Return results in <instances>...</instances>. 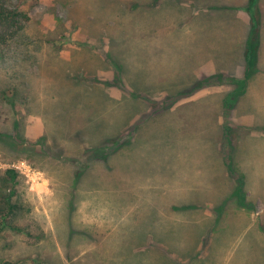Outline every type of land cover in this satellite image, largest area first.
Returning a JSON list of instances; mask_svg holds the SVG:
<instances>
[{
  "label": "rangeland",
  "instance_id": "obj_1",
  "mask_svg": "<svg viewBox=\"0 0 264 264\" xmlns=\"http://www.w3.org/2000/svg\"><path fill=\"white\" fill-rule=\"evenodd\" d=\"M5 1L27 13L30 21L12 43L0 45V200L13 194L12 203L19 207L10 215L9 205L3 206L0 264L80 263L78 243L71 241L82 238L73 228L79 222L72 210L77 201L72 185L78 170L97 164L105 152H115L116 145L94 149L104 140L110 138L108 145L124 141L134 160L124 153L117 165L140 175L129 179L140 192L184 187L169 178L157 187L156 181L146 180L154 171V142L168 141L170 128H216L220 117L212 99L225 101L235 86L215 80L212 87L177 97L173 92L183 84L154 86L151 69L158 34H165L167 42L159 51L165 58L168 52L172 63L207 44L208 60L216 56L184 79L193 88L212 75L243 78L248 70L243 51L254 28L257 66L244 95L230 109L223 108L222 119L230 128H264V0ZM202 96L208 99L191 101ZM188 102L192 105L178 108ZM141 130L148 132L137 133ZM140 152L146 154L140 157ZM23 164L15 186L3 179L7 170ZM93 185L99 195L108 196L101 193L100 181ZM184 185L197 200L203 188ZM129 200L125 197L122 205L130 207ZM127 216L125 224L133 220ZM151 227L146 217L137 230ZM146 257L138 255L132 264H151Z\"/></svg>",
  "mask_w": 264,
  "mask_h": 264
},
{
  "label": "crops",
  "instance_id": "obj_2",
  "mask_svg": "<svg viewBox=\"0 0 264 264\" xmlns=\"http://www.w3.org/2000/svg\"><path fill=\"white\" fill-rule=\"evenodd\" d=\"M167 33L172 35L171 31ZM164 35L154 38V67L151 69L154 86L176 83L183 84L184 91L189 90L191 82L184 79L190 78L195 69L207 64L205 62L216 60V56L208 60L207 44L195 51L189 50L172 63L168 52L165 58L159 51L167 45ZM237 51L236 48L230 54ZM201 63L204 65L200 66ZM169 70H174V74ZM206 88L208 86L195 93ZM205 96L191 101H204L208 99ZM212 100L220 117L217 127L170 128L172 134L168 133V141L154 142V150H158L154 152V171L148 173L150 179H146L156 181L154 187L167 178L178 180L184 187V184L189 187L195 184L203 188L195 197L197 200H192L190 189L184 187L174 192H160V188L154 189V194L140 192L139 187L129 182L140 175L117 165L124 153L134 160L125 152L124 141L119 140L118 147L108 145L109 138L94 148L116 145L112 155L105 152L103 160L90 163L89 168L75 174L71 195L77 201L72 210L74 214L76 211L79 223L73 228L82 238H71V241L78 243V264H132L138 255H147L151 264L264 262V128H251L253 124L246 128H223V108L230 107H225L224 100L218 97ZM187 104L178 108L185 109L192 102ZM170 111L174 113L175 109ZM141 132L148 130L137 133ZM99 181L103 186L101 193L106 192L108 196L98 194L93 182ZM98 197L101 200L97 201ZM125 197L131 199L130 207L122 205ZM113 204H120L119 209ZM126 214L133 219L128 224L123 223L128 217ZM146 217L152 227L140 233L138 222Z\"/></svg>",
  "mask_w": 264,
  "mask_h": 264
},
{
  "label": "trees",
  "instance_id": "obj_3",
  "mask_svg": "<svg viewBox=\"0 0 264 264\" xmlns=\"http://www.w3.org/2000/svg\"><path fill=\"white\" fill-rule=\"evenodd\" d=\"M30 21V17L27 13L20 11L19 9H13L8 6L5 0H0V45L7 46L12 43L25 29L27 23ZM252 30L249 29L247 40H246V47L244 48L246 60L248 64V70L246 71L245 76L240 78L235 77H226L224 74H217L208 76L205 79L201 80L200 82H195L190 86L189 90L184 91V88H175L173 95L183 96V95H191L193 89H201L206 86H211L215 83V80L219 81L220 83H228L229 85L235 86L234 90L228 93L227 97L224 101L225 107H233L236 104L237 100H239L244 93L246 92V87L249 85V79L251 77L252 70L255 71V67L257 66V61L259 57V44H251L252 37L254 35V28ZM234 54V53H233ZM169 93H172V90H169ZM8 95H5V99L8 100ZM232 98V99H231ZM229 127V126H228ZM230 128V127H229ZM98 154V151H95ZM18 173L14 169H9L3 175V179L7 183L15 184L17 183ZM11 196H2L0 200V215L4 213L3 206L4 204H8L10 207V215L15 213L18 210V206L12 203ZM5 201V202H4ZM9 214L4 215L7 217ZM5 264H16L12 262H7Z\"/></svg>",
  "mask_w": 264,
  "mask_h": 264
},
{
  "label": "built area",
  "instance_id": "obj_4",
  "mask_svg": "<svg viewBox=\"0 0 264 264\" xmlns=\"http://www.w3.org/2000/svg\"><path fill=\"white\" fill-rule=\"evenodd\" d=\"M24 165H25V164L20 165V166H19V165H18V166H14V170L17 171V172L20 171V170L22 171L23 167H26V166H24Z\"/></svg>",
  "mask_w": 264,
  "mask_h": 264
}]
</instances>
